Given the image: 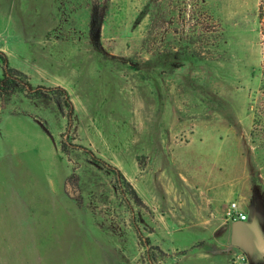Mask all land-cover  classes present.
<instances>
[{
  "label": "rangeland",
  "instance_id": "rangeland-1",
  "mask_svg": "<svg viewBox=\"0 0 264 264\" xmlns=\"http://www.w3.org/2000/svg\"><path fill=\"white\" fill-rule=\"evenodd\" d=\"M263 27L264 0H0V52L43 87L0 95V264H189L171 222L198 183L239 186L224 219L237 202L258 250L242 228L219 254L263 264ZM48 198L49 218L14 217Z\"/></svg>",
  "mask_w": 264,
  "mask_h": 264
},
{
  "label": "crops",
  "instance_id": "crops-1",
  "mask_svg": "<svg viewBox=\"0 0 264 264\" xmlns=\"http://www.w3.org/2000/svg\"><path fill=\"white\" fill-rule=\"evenodd\" d=\"M115 169L120 171L123 177L125 178V180L131 184V182L124 176L121 170H119L118 168ZM198 184H199L198 189L201 190L200 191L201 195H200V199L198 200L199 203L197 204H200L199 206L200 208L198 209V207L194 205L192 209H190L186 214L187 220L183 221V220L175 219L172 221L173 223L171 222V225L173 224L179 225L178 223L181 224L176 228V230L179 231L176 234H178L179 236L180 235L183 236V237L174 236L173 238H170V242L172 246L177 249L179 248L189 249L187 251V254L184 256V259H186L185 261L187 262L189 261V264H199L198 262H196L197 260H204L207 264H227L226 256L224 254H219L221 253L219 249L221 248V250H223L224 252L223 247H228L229 249L230 247L235 246V243L242 239L241 229L243 228L245 229V232L243 234V239L246 241V248L248 251H252L255 254L256 250H258L257 248L258 246L255 247V244L258 243L261 234H260V229L253 226L254 222L252 220L247 219L245 221H242L240 224L236 225L233 222L229 221L228 219L227 220L224 219V208L226 204L229 202V199L232 197V195L236 193V190L238 191L239 186L235 190L233 189L223 190L220 183L219 184L214 183L213 185H208V186L202 185L200 183ZM63 188H64V183H63ZM134 190L136 191L135 188ZM11 193L17 196V194L21 192L12 189ZM136 194L140 198L137 191ZM63 198H64V194H63ZM21 200L22 203L20 205L24 204L23 198H21ZM45 202L46 203L42 202L44 203L42 205L41 204L36 205V207L24 206V208H22L23 211L20 212V214H17L16 211L14 217H21L25 219H30L33 217L39 219L41 218L47 219L49 218L48 215L50 214L49 205H52L53 208H58L59 202L58 200H52V199L49 200V198ZM141 202L142 205H144V202L142 200ZM63 203L64 202H62V204ZM240 209L245 213H248L242 208ZM54 213L55 214L52 216H58L57 211H55ZM14 231L16 233L15 229ZM38 231L37 229L25 230V234L32 237L31 239L26 238V240H28L30 244L33 242L34 240L33 238H35L32 234H36L38 233ZM139 238L148 248L152 247V249H156L157 251H162V249H164L159 239H158L159 242L158 241L151 242L149 239L150 238L149 235L143 237L139 236ZM92 243L90 242L91 245L88 244L86 248L84 246V249L86 250L88 248L91 250ZM252 244H253V249L249 250ZM261 261H262L261 257L257 259L258 264H260ZM229 264H233V263L229 262ZM234 264H239V263L234 262Z\"/></svg>",
  "mask_w": 264,
  "mask_h": 264
},
{
  "label": "trees",
  "instance_id": "trees-1",
  "mask_svg": "<svg viewBox=\"0 0 264 264\" xmlns=\"http://www.w3.org/2000/svg\"><path fill=\"white\" fill-rule=\"evenodd\" d=\"M260 8H261V6H260ZM262 33L264 34V27H263ZM0 60H1V64H2L1 69H0V95L10 94V93L15 92V91H25V89L31 90L34 95H40L41 92H40L39 88L42 89L43 88L42 86L31 87L27 81H24L26 86L21 85V82H23V80L25 79V76L22 74V72H20L19 70L15 69V68L10 67L7 64L6 56L2 52H0ZM260 72L262 75L261 88L264 89V53H263V64L260 67ZM51 90L54 93L59 94V96L63 97V101L67 105L69 104V106L72 107L70 104V101L67 100V98H66L67 94H66L65 90L58 88V87L55 89H51ZM55 97L57 98L58 96L56 95ZM113 171L116 174V179L118 180V182L120 181L123 183V186H125V188H127V190L129 191L128 193H130V196L132 197V199L135 200V202L137 204L142 205V202H141L140 198L137 196L136 191L134 190L132 185L125 180V178L123 177L121 172L118 171L117 169H115V170L113 169ZM148 252H149V250H148Z\"/></svg>",
  "mask_w": 264,
  "mask_h": 264
},
{
  "label": "built area",
  "instance_id": "built-area-1",
  "mask_svg": "<svg viewBox=\"0 0 264 264\" xmlns=\"http://www.w3.org/2000/svg\"><path fill=\"white\" fill-rule=\"evenodd\" d=\"M248 216L247 213H245L244 211H242L239 206L238 203L233 201L231 203H229L228 206V211H227V219L231 222H242L247 220ZM244 258V257H243Z\"/></svg>",
  "mask_w": 264,
  "mask_h": 264
},
{
  "label": "water",
  "instance_id": "water-1",
  "mask_svg": "<svg viewBox=\"0 0 264 264\" xmlns=\"http://www.w3.org/2000/svg\"><path fill=\"white\" fill-rule=\"evenodd\" d=\"M241 222H234V224H236V225H238V224H240Z\"/></svg>",
  "mask_w": 264,
  "mask_h": 264
}]
</instances>
